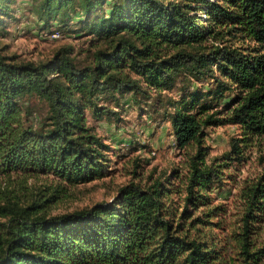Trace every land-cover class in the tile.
<instances>
[{
    "label": "trees",
    "instance_id": "obj_1",
    "mask_svg": "<svg viewBox=\"0 0 264 264\" xmlns=\"http://www.w3.org/2000/svg\"><path fill=\"white\" fill-rule=\"evenodd\" d=\"M15 2L0 0V26ZM35 13L44 34L56 22L90 48L85 62L71 45L42 62L0 51V264H229V243L207 232L227 213L210 192L264 137V0H40ZM179 79L187 88L166 100L161 92ZM152 91L155 111L172 108L182 188L170 183L176 171L160 173L109 201L51 214L71 188L112 173L111 147L89 118L119 119L122 96ZM222 125L238 133L209 161L206 138ZM33 177L44 182L28 184ZM238 198L234 260L261 264L264 243L251 238L264 221V166Z\"/></svg>",
    "mask_w": 264,
    "mask_h": 264
},
{
    "label": "rangeland",
    "instance_id": "obj_2",
    "mask_svg": "<svg viewBox=\"0 0 264 264\" xmlns=\"http://www.w3.org/2000/svg\"><path fill=\"white\" fill-rule=\"evenodd\" d=\"M40 0H16L11 16L4 17L5 24L0 26V51L5 56H14L18 61L42 62L49 59L60 47L71 45L74 47L78 62H85L90 48L89 37L80 33L61 31L56 22L45 32H59L58 38H49L41 32L42 22L37 18L35 7ZM108 10V7L105 8ZM75 27H72V29ZM186 81V79H185ZM179 79L174 88L162 91L161 95L166 100L177 98L187 88V83ZM196 86V85H195ZM155 92H151L149 99L138 97L135 99L130 93L119 100L115 110L119 112V119H102L89 122L96 128V132L103 137L111 147L110 159L112 173L110 176L95 180L70 189L67 197L55 203L50 210L51 214H62L88 208L101 201H109L117 190L129 181L145 184L149 177L165 173L170 177L175 191L182 188L183 175L185 174V161L173 145L172 127L169 115L172 108L165 107L155 111L153 107ZM137 100V101H136ZM238 130L233 125H222L209 130L206 144L209 146L208 160L220 157L228 151L230 137L236 135ZM245 162L233 165L230 168L231 180H227L222 187H214L210 196L212 204H222L227 213L212 219L221 222L220 228H213L207 232L220 242L223 239L229 244L225 257L229 264H239V258L233 253L230 245V232L238 227L242 203L238 198V188L244 180H254L264 166V137L254 141L251 147L245 150ZM136 173L133 174V171ZM28 184L44 182L42 177L29 178ZM171 186V185H169ZM171 186V187H172ZM178 200V194H173ZM254 243L261 246L264 243V221L252 235ZM261 264H264V259Z\"/></svg>",
    "mask_w": 264,
    "mask_h": 264
},
{
    "label": "built area",
    "instance_id": "obj_3",
    "mask_svg": "<svg viewBox=\"0 0 264 264\" xmlns=\"http://www.w3.org/2000/svg\"><path fill=\"white\" fill-rule=\"evenodd\" d=\"M49 35V38H58L60 36L59 32L55 31V32H51L49 34H45V36Z\"/></svg>",
    "mask_w": 264,
    "mask_h": 264
}]
</instances>
